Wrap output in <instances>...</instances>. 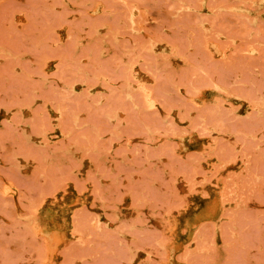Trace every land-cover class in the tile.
<instances>
[{"label": "rangeland", "instance_id": "1", "mask_svg": "<svg viewBox=\"0 0 264 264\" xmlns=\"http://www.w3.org/2000/svg\"><path fill=\"white\" fill-rule=\"evenodd\" d=\"M0 264H264V0H0Z\"/></svg>", "mask_w": 264, "mask_h": 264}]
</instances>
